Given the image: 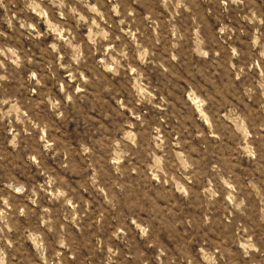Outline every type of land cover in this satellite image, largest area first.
I'll list each match as a JSON object with an SVG mask.
<instances>
[{"label":"rangeland","instance_id":"rangeland-1","mask_svg":"<svg viewBox=\"0 0 264 264\" xmlns=\"http://www.w3.org/2000/svg\"><path fill=\"white\" fill-rule=\"evenodd\" d=\"M0 264H264V0H0Z\"/></svg>","mask_w":264,"mask_h":264}]
</instances>
